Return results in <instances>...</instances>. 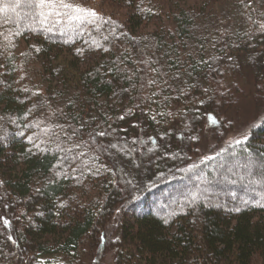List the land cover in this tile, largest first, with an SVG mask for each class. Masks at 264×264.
<instances>
[{"label":"trees","instance_id":"16d2710c","mask_svg":"<svg viewBox=\"0 0 264 264\" xmlns=\"http://www.w3.org/2000/svg\"><path fill=\"white\" fill-rule=\"evenodd\" d=\"M69 2L99 29L0 17V264H80L86 245L114 264H264V119L194 148L243 71L264 84V0Z\"/></svg>","mask_w":264,"mask_h":264},{"label":"rangeland","instance_id":"374dc122","mask_svg":"<svg viewBox=\"0 0 264 264\" xmlns=\"http://www.w3.org/2000/svg\"><path fill=\"white\" fill-rule=\"evenodd\" d=\"M200 1L202 0H182L181 4L188 8H194ZM93 3L94 5H98L97 1ZM103 4L106 6V3ZM101 5L102 2H100L98 7ZM119 7L122 6L115 5V3H111L110 1L106 9L109 10L111 15L114 14L118 17ZM151 30L152 25L147 24L145 31L148 32ZM66 54L64 57H68ZM236 80L238 89L227 90L229 102L226 103L228 106H224V113H227L225 114L223 124L220 128L202 129L204 131L198 135L199 143L194 146L196 156H209L215 152V147L217 149L235 140L244 138L254 126L258 125L264 119V84H261L260 89H256L254 81L246 71H243L241 76ZM149 154L146 149L140 151L138 157H141V164H145ZM118 187L123 188V184H118ZM128 216L129 213L126 215V219H128ZM97 250V248L94 249L90 245H86L80 253L82 257L80 264H114V254L111 251H104L99 257Z\"/></svg>","mask_w":264,"mask_h":264},{"label":"snow or ice","instance_id":"6c2138e0","mask_svg":"<svg viewBox=\"0 0 264 264\" xmlns=\"http://www.w3.org/2000/svg\"><path fill=\"white\" fill-rule=\"evenodd\" d=\"M18 9H27L23 13L24 17H31L35 23L41 26L40 30L51 32L53 27L62 26V34L66 30H75L72 28L73 25H75V28H81L85 24H90L95 25L98 30L100 25L97 22L102 19L95 10L82 7L78 3L69 2V0H0V17L3 18L5 24L12 22L14 16L17 20L21 17V13L17 11ZM260 30L264 31V24L260 25ZM0 35H3V33H0ZM14 35H19V25L17 26L16 32L4 35V40L11 44V36ZM104 39L107 40L108 37L105 36ZM97 46L99 47V45ZM103 50L107 52L108 48H104ZM151 83H155V81H151ZM34 95H38V93H34ZM119 118L123 120L124 116H120ZM209 120L212 124L217 122L212 117H209ZM44 131L47 132V129ZM21 135L24 134L21 133ZM96 135L103 137L107 133L100 131ZM193 139L195 138L193 137ZM244 139H247V136ZM28 140L31 143L33 138L28 137ZM235 143L240 144L241 140H236ZM35 146L39 147L38 145ZM110 147L116 148V145L111 144ZM196 199V194H193V202ZM0 220H2L5 228L10 226V221L7 218L0 216ZM165 222L167 223V221ZM8 238L11 240V236Z\"/></svg>","mask_w":264,"mask_h":264}]
</instances>
